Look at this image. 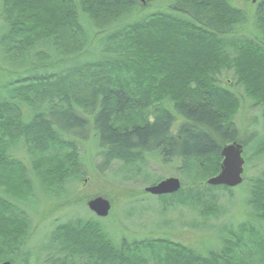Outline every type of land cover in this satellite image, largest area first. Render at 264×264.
Returning <instances> with one entry per match:
<instances>
[{"label":"trees","instance_id":"obj_1","mask_svg":"<svg viewBox=\"0 0 264 264\" xmlns=\"http://www.w3.org/2000/svg\"><path fill=\"white\" fill-rule=\"evenodd\" d=\"M233 1L169 0V13L146 14L113 28L87 51L84 62L60 70L66 63L39 61L44 57L37 49L60 54L70 42L77 49L93 46L98 35L84 28L79 14L95 27L125 10H145L144 5L137 0H3L0 59L28 57L32 65L7 83L0 97V263L29 264L30 252L22 250L31 223L21 207L30 208L40 189L49 198L69 180L77 181V145L89 134L97 139L105 166L155 155L164 163L179 162L187 178L201 174L200 182L219 173L225 145L238 142L245 149L233 121L238 99L218 77L233 71L264 120V0L253 2V38L236 35L246 13ZM69 54L79 58L77 51ZM81 106L84 112L78 111ZM20 142L28 146L30 168L10 154ZM250 149L253 158L263 157L264 136ZM200 182L182 183L179 192L158 196L161 205L213 215L217 208L204 204L215 191L232 189ZM247 188L249 221L224 225L220 247L205 254L167 238L115 245L98 220L75 219L53 230L51 257L62 255L61 264L75 258L83 264H264V172Z\"/></svg>","mask_w":264,"mask_h":264},{"label":"rangeland","instance_id":"obj_2","mask_svg":"<svg viewBox=\"0 0 264 264\" xmlns=\"http://www.w3.org/2000/svg\"><path fill=\"white\" fill-rule=\"evenodd\" d=\"M137 1L146 9L133 11L130 9V12L125 10L118 19L112 18L109 23L103 21L101 24H96V28L85 16L79 14L80 22L84 28L93 36L96 33L98 35L95 37L93 46L90 44L86 48V44H84L80 49H77L74 43L70 42V47H65L66 49L61 50L60 54L47 51L46 48H38L39 54L43 53L41 55L44 57H40L39 61L52 59L54 64L56 62V66L66 63L64 66H60V70L71 68L75 63L84 62L87 51H94L102 36L113 28L116 29L122 24L136 21L146 14L150 15L158 11L170 12L169 0ZM253 2L254 0H234L232 2L234 7L246 13L245 22L237 28V36L243 38H253L254 36L252 29L255 10L253 5L255 4ZM2 4L3 0H0V11ZM2 32L3 24L0 22V35ZM65 50L70 51L65 52ZM73 51L78 52L76 54L78 59L72 60L75 55L69 53H73ZM64 57L66 58L64 59ZM0 63V97H2L7 83L12 81L18 73L28 70L32 65V58L2 56ZM50 72H54L53 68L50 69ZM218 83L234 93L238 99L239 105L233 116V121L239 131L240 139L245 141L247 146L243 152L245 182L240 188H233L230 193L229 191H215V198L208 199L204 204L207 209H213L214 206L217 208V212L204 217L200 211L181 205L163 208L159 199L161 196L145 193V188L156 185L167 178H178L186 186L189 183L200 182L203 176L199 174L191 179L187 178L182 175L179 162L164 163L161 158L149 154L138 160L137 163L125 164L115 161L105 166L102 164L98 152L97 139L89 134L86 142H80L77 145L81 160L80 163L78 162L79 165H75L73 169V175L77 177V181L69 180L60 192L53 193L49 198L44 197L41 189H38V200L32 201L30 208L26 205L21 207L31 223L30 234L26 240V246L22 250L25 253L30 252L29 264H61L58 263V259L62 255L54 254L51 257L53 251L50 252L49 249L53 242L52 233L58 225L75 219L98 220L115 245H119L123 240L167 238L203 254L210 248L220 247V237L224 225L235 227L240 222L249 221L251 210L245 202L249 196L247 187L250 186L252 179L259 177L264 172V154H262L264 152L260 153L263 157L255 159L250 148L255 140L264 136V120L261 115V107L256 106L253 99L245 93L244 88L236 82L233 71H222L218 77ZM84 110L83 106L78 109L82 112ZM22 111L24 117H28L25 106L22 107ZM28 152V146L20 142L12 148L10 154L29 167L32 159ZM206 181L205 179L203 182ZM96 197L105 198L111 205L109 215L105 218L94 216L86 205L87 201ZM75 259L76 262L72 264H83L81 259ZM19 262L21 261L18 260L16 264H21Z\"/></svg>","mask_w":264,"mask_h":264},{"label":"water","instance_id":"obj_3","mask_svg":"<svg viewBox=\"0 0 264 264\" xmlns=\"http://www.w3.org/2000/svg\"><path fill=\"white\" fill-rule=\"evenodd\" d=\"M222 158L219 173L206 181L208 186H224L230 189L239 187L243 182L244 164L243 145L232 142L225 145L220 152ZM181 181L178 178H167L158 184L145 188V193L153 196H164L177 193L181 189ZM88 209L98 218H105L109 215L111 205L103 197H96L87 202ZM1 264H11L1 262Z\"/></svg>","mask_w":264,"mask_h":264},{"label":"bare ground","instance_id":"obj_4","mask_svg":"<svg viewBox=\"0 0 264 264\" xmlns=\"http://www.w3.org/2000/svg\"><path fill=\"white\" fill-rule=\"evenodd\" d=\"M243 152H244V148H243ZM244 174V173H243ZM244 179V178H243ZM181 186H182V183H181ZM182 188V187H181ZM181 190V189H180ZM178 192H179V190H178ZM86 205H87V203H86ZM90 211V210H89ZM91 212V211H90ZM94 216H95V214L93 213V212H91ZM9 262V261H8ZM11 263V262H10ZM1 264V263H0Z\"/></svg>","mask_w":264,"mask_h":264}]
</instances>
